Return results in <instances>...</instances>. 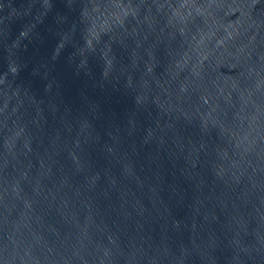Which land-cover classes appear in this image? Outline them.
<instances>
[{"label":"water","instance_id":"1","mask_svg":"<svg viewBox=\"0 0 264 264\" xmlns=\"http://www.w3.org/2000/svg\"><path fill=\"white\" fill-rule=\"evenodd\" d=\"M0 264H264V0H0Z\"/></svg>","mask_w":264,"mask_h":264}]
</instances>
